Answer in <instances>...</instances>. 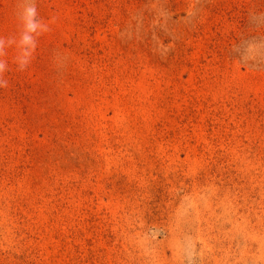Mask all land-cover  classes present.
Here are the masks:
<instances>
[{
	"label": "rangeland",
	"instance_id": "374dc122",
	"mask_svg": "<svg viewBox=\"0 0 264 264\" xmlns=\"http://www.w3.org/2000/svg\"><path fill=\"white\" fill-rule=\"evenodd\" d=\"M37 8L0 89V264H264V0Z\"/></svg>",
	"mask_w": 264,
	"mask_h": 264
},
{
	"label": "clouds",
	"instance_id": "9594fccd",
	"mask_svg": "<svg viewBox=\"0 0 264 264\" xmlns=\"http://www.w3.org/2000/svg\"><path fill=\"white\" fill-rule=\"evenodd\" d=\"M15 15L17 32L10 36H0V89L9 86L7 74L10 71L14 69L23 73L29 69L35 58L40 37L51 31L52 21L40 18L37 0H19ZM9 51L13 53L10 62ZM54 62L59 70H63L67 57L57 54Z\"/></svg>",
	"mask_w": 264,
	"mask_h": 264
}]
</instances>
